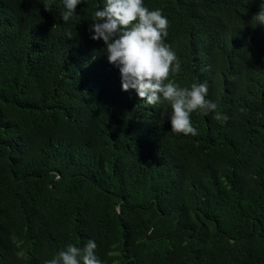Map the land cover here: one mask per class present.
Instances as JSON below:
<instances>
[{"label":"trees","instance_id":"16d2710c","mask_svg":"<svg viewBox=\"0 0 264 264\" xmlns=\"http://www.w3.org/2000/svg\"><path fill=\"white\" fill-rule=\"evenodd\" d=\"M104 3L64 23V0H0V264L89 239L103 264H264V0H144L169 21L170 79L217 105L195 136L122 90L89 31Z\"/></svg>","mask_w":264,"mask_h":264},{"label":"clouds","instance_id":"9594fccd","mask_svg":"<svg viewBox=\"0 0 264 264\" xmlns=\"http://www.w3.org/2000/svg\"><path fill=\"white\" fill-rule=\"evenodd\" d=\"M86 0H64L66 11L60 14L64 23L74 15L77 5ZM46 10L51 6L44 4ZM94 23L89 31L93 40H103L110 64L121 74L122 90H136L139 98L147 104L170 106L171 132L198 135L191 114L215 112L217 105L207 99V83H193L182 88L173 74L181 71V64L165 42L169 21L162 10H150L144 0H105L101 10L94 12ZM253 27L264 25V4L252 18ZM71 33H69V38ZM214 119H220L217 113ZM97 244L89 239L83 248L69 244L45 264H103L95 254Z\"/></svg>","mask_w":264,"mask_h":264}]
</instances>
